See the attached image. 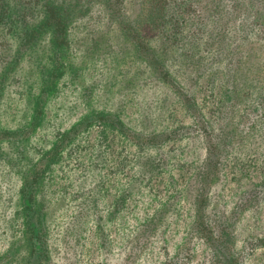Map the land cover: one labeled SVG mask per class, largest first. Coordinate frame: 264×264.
Wrapping results in <instances>:
<instances>
[{
	"label": "rangeland",
	"instance_id": "1",
	"mask_svg": "<svg viewBox=\"0 0 264 264\" xmlns=\"http://www.w3.org/2000/svg\"><path fill=\"white\" fill-rule=\"evenodd\" d=\"M0 7V264H264V0Z\"/></svg>",
	"mask_w": 264,
	"mask_h": 264
},
{
	"label": "trees",
	"instance_id": "2",
	"mask_svg": "<svg viewBox=\"0 0 264 264\" xmlns=\"http://www.w3.org/2000/svg\"><path fill=\"white\" fill-rule=\"evenodd\" d=\"M0 9H1V7H0ZM5 14H6V11L1 14V17H4Z\"/></svg>",
	"mask_w": 264,
	"mask_h": 264
}]
</instances>
